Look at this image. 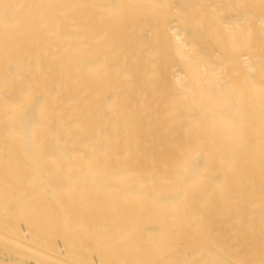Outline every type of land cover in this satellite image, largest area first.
<instances>
[{
  "label": "bare ground",
  "instance_id": "bare-ground-1",
  "mask_svg": "<svg viewBox=\"0 0 264 264\" xmlns=\"http://www.w3.org/2000/svg\"><path fill=\"white\" fill-rule=\"evenodd\" d=\"M0 264H264V0H0Z\"/></svg>",
  "mask_w": 264,
  "mask_h": 264
}]
</instances>
